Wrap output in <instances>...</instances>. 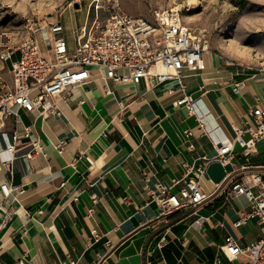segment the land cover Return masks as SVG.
I'll list each match as a JSON object with an SVG mask.
<instances>
[{
	"label": "crops",
	"instance_id": "crops-1",
	"mask_svg": "<svg viewBox=\"0 0 264 264\" xmlns=\"http://www.w3.org/2000/svg\"><path fill=\"white\" fill-rule=\"evenodd\" d=\"M210 54L204 71H184L185 83L196 115L205 116L214 138L222 140L251 119L250 110L264 108V64L230 67ZM9 69V62H0L7 83ZM91 75L72 90V101L59 102V115L42 119L19 110L17 125L9 118L0 132L4 145L15 128L30 127L44 150L15 161L12 182L0 156V264L21 258L24 264H243L242 257L228 261L219 247L231 236L244 248L260 237L261 227L255 219L235 226L250 206L245 196H228L227 190L231 180L264 176V140L248 161L236 146L233 171L220 184L207 175L201 180L202 204L156 218L149 191L160 185L178 192L182 163L201 164V157L215 156L214 146L199 134L197 117L177 105L178 94L108 80L112 94L106 95L100 73L92 69ZM237 82L244 88L234 93ZM3 185L13 189L7 197Z\"/></svg>",
	"mask_w": 264,
	"mask_h": 264
},
{
	"label": "built area",
	"instance_id": "built-area-1",
	"mask_svg": "<svg viewBox=\"0 0 264 264\" xmlns=\"http://www.w3.org/2000/svg\"><path fill=\"white\" fill-rule=\"evenodd\" d=\"M103 6L101 0L90 2L93 18L75 31L71 50L60 21H55L36 24L18 48L0 52V62H9L11 75L10 83L0 77V132L9 118L17 125L19 110L42 119L59 115V102L72 101L75 96L72 90L91 81L92 69L100 73L106 95L112 94L108 80L131 85L144 82L149 88L163 86L168 95L178 94L177 105L197 117L199 134L211 140L216 153L212 158L201 157L199 165L182 163V175L174 182L175 185L182 183L178 192L159 185L155 191H149V196L158 207L156 218H167L178 211L197 207L207 199L200 182L206 177L210 163L232 166L238 154L236 146L246 161L256 152L257 143L264 140V108L257 106L250 110L251 119L235 125L232 137L215 139L206 117L196 115L184 75L185 70L192 73L205 70L204 54L209 50L205 37L186 26L179 11H154L147 20L113 9L108 18L100 22L99 12ZM36 33H40V37L35 36ZM243 88L244 83L237 82L233 92L239 93ZM186 134L191 136L192 131ZM43 154L40 140L33 136L30 127L15 128L9 134L8 143L0 142L1 164L6 166L10 182L15 161ZM12 190L11 186L3 185L1 195L7 197ZM18 191L24 192L21 187ZM227 195H243L249 202V211L241 213L235 226L255 219L261 227V235L244 248L229 236L219 247L220 252L228 261L242 257L243 264H264V176L256 173L249 176V181L231 180ZM202 220L199 217L194 223L200 225ZM91 235L98 238L96 230H92ZM164 241L162 237L159 248ZM16 264H24V258L18 259Z\"/></svg>",
	"mask_w": 264,
	"mask_h": 264
},
{
	"label": "rangeland",
	"instance_id": "rangeland-1",
	"mask_svg": "<svg viewBox=\"0 0 264 264\" xmlns=\"http://www.w3.org/2000/svg\"><path fill=\"white\" fill-rule=\"evenodd\" d=\"M92 0H0V52L16 49L40 22L60 21L64 38L72 45L85 16L93 18ZM99 21L113 9L133 17L151 19L154 11L179 7L186 26L204 36L209 50L224 64H264V0H101ZM77 6V9L75 8ZM40 37V33L36 35ZM16 55V54H15ZM17 56V55H16Z\"/></svg>",
	"mask_w": 264,
	"mask_h": 264
},
{
	"label": "water",
	"instance_id": "water-1",
	"mask_svg": "<svg viewBox=\"0 0 264 264\" xmlns=\"http://www.w3.org/2000/svg\"><path fill=\"white\" fill-rule=\"evenodd\" d=\"M75 8L77 9V6H75ZM232 171L233 168L231 164L222 166L219 162H212L206 169V175L214 184H220L226 175L231 174Z\"/></svg>",
	"mask_w": 264,
	"mask_h": 264
},
{
	"label": "bare ground",
	"instance_id": "bare-ground-1",
	"mask_svg": "<svg viewBox=\"0 0 264 264\" xmlns=\"http://www.w3.org/2000/svg\"><path fill=\"white\" fill-rule=\"evenodd\" d=\"M197 5L198 4V0H190L189 2H188V5ZM172 10L173 11H179L180 10V8L179 7H175V8H172ZM210 50H208L207 52H209ZM206 52V53H207ZM205 55V54H204ZM208 57V56H207ZM207 57H206V59H207ZM210 57H212L215 61L217 60V58H216V56L215 55H213L212 53L210 54ZM207 61V60H206Z\"/></svg>",
	"mask_w": 264,
	"mask_h": 264
}]
</instances>
